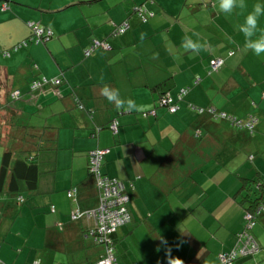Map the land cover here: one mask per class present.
Returning <instances> with one entry per match:
<instances>
[{"label": "crops", "instance_id": "0c3cea01", "mask_svg": "<svg viewBox=\"0 0 264 264\" xmlns=\"http://www.w3.org/2000/svg\"><path fill=\"white\" fill-rule=\"evenodd\" d=\"M91 1L0 0V105L10 91H24L10 107L20 121L34 116L35 126L48 129L57 147L43 193L22 211L11 194H0V215H17L20 238L36 246L65 255L85 247L93 219L74 222L69 216L76 208L86 213L98 206L89 153L101 149L107 151L103 174L123 180L131 199L133 222L118 232V241L144 228L177 247L184 264H220L219 256L235 245L243 228L250 200L259 196L256 183L264 179V55L246 49L238 31L252 6L264 0H246L247 9L231 15L219 13L215 0ZM138 7L150 14L147 22ZM33 23L52 29L53 39L16 51L31 38ZM124 23L127 28L114 36ZM259 26L264 29V16ZM186 35L207 41V47L186 51L181 46ZM96 40L107 46L86 56ZM215 59L224 65L210 73ZM43 77L61 78L62 85L30 93L28 85ZM168 80L165 93L177 103L175 113L160 105L162 89L156 90ZM101 83L150 110L117 111L99 94ZM184 88L190 90L179 100ZM207 107L244 121L254 116L255 128L239 129L227 118L197 110ZM114 122L117 134L109 129ZM72 188L77 189L74 199L67 196ZM50 205L55 214L48 213ZM27 217L36 230L48 227L47 232L29 235ZM167 223L181 226L182 233L179 227L167 232ZM251 233L262 249L237 264H264V216ZM103 251L93 250L90 263Z\"/></svg>", "mask_w": 264, "mask_h": 264}, {"label": "trees", "instance_id": "16d2710c", "mask_svg": "<svg viewBox=\"0 0 264 264\" xmlns=\"http://www.w3.org/2000/svg\"><path fill=\"white\" fill-rule=\"evenodd\" d=\"M91 2H95V0H92ZM136 11L141 17V19L144 20L143 22H147L150 14L146 12L142 7H138ZM122 25L116 26V28L113 31L114 36L118 34L119 29ZM29 26L32 30L31 38L29 40L23 41L18 47H16V51L21 48L28 47L29 44L40 45V44L47 43L54 37V32H53V36L49 40H46L45 38H42L41 40H39L38 37L34 33L35 31L34 28L36 26L44 30H48L50 28L42 27L41 25L36 24V23L30 24ZM96 42H98V45L95 44ZM103 46L106 47L107 46L106 43L101 42V41L99 42L97 40L93 41L90 49L86 51V56H89L95 49L102 48ZM4 54L5 56H10L9 52H5ZM215 60H218V59H215ZM223 65H224V61H223ZM222 66L218 68L217 70H213L212 63H211L210 73L220 71L222 69ZM199 82H200L199 80L195 81L194 85H198ZM37 83L41 84L40 87L36 89H32L33 85ZM169 83H170L169 80L166 81L163 85L158 86L156 90L162 89V93L159 99V103L161 106H163L162 100H164L165 98L167 99L169 98L171 100L168 105H165L163 107L167 108L169 113H172L170 112L169 108L176 107V111H177L178 106H177V103H175L173 99L171 97H168L167 94L165 93L169 89V86H167ZM30 85H31V87L29 88L30 93L36 92L39 89L45 87L46 85L52 86L54 88V91H57V89L62 85V79L61 78L50 79L47 77H43L39 80H33ZM189 90H190L189 88H184L180 93L179 100H182L185 97V95L189 92ZM16 92L19 93L18 97L14 96ZM22 97L23 95L20 90L10 91L8 98H6L5 100V104L0 105V147L1 149L4 150V154H3L1 166H0V194H3V193L11 194L14 199V205L16 207L18 206L19 211H22L23 209L25 210V208L32 205L31 198L37 197L39 193H43L44 191L43 185L45 184V177L48 175V173H50V170L51 171L53 170L52 165L54 164L55 156L57 153V147L54 144V137H52L48 129L42 128V130L39 131L38 127H36L35 124L33 123L36 120L34 116L31 117V120L21 119L20 121V119L17 117V112H14L12 107H10L9 105L10 103L12 102L14 103L17 100H20ZM197 110L198 112H201V113H204V112L209 113L208 112L209 110H213L215 114L214 113L213 114L209 113V114L214 116V118L216 119H219V118L226 119L227 118L228 119V115L214 109L213 107L197 108ZM223 114H225L226 117H223ZM150 115H155V112H151ZM247 120L248 121H244V120L242 121L244 122V124L250 121H254V120L257 122V118L254 116H249ZM113 124L117 126V132L116 133L114 132V134H117L118 133V123L114 122ZM232 124L235 125L233 122ZM111 126L112 124L109 125V129H111ZM246 127L247 126L244 125L238 128L247 129L248 131H253L255 128V125L252 130ZM195 138L196 140H198L200 138V135H195ZM97 150H101V149H97ZM93 151H96V150H93ZM90 153H89V164H90ZM105 156H104V159H105ZM103 164H104V160L102 162V166ZM102 166H101V173L103 174ZM89 174L91 175L90 170H89ZM103 176L106 178L114 179L112 177L106 176L105 174H103ZM115 179H118V178H115ZM118 180H120L125 185V189L127 193L126 183L121 179H118ZM256 185H258L260 189L259 196L257 197L256 200H250L251 204L249 205V207L246 208L245 214L248 212L253 213V214L258 213V215H256L257 216L256 224H257L258 219L264 216V209H262L264 207V179L261 180L260 182H257ZM48 190H49V195L54 192V189L52 186H50ZM96 190L98 192V198H99V203H98V206L96 207L97 209L100 204L102 192H101V189L98 187V185L96 186ZM76 195H77V189L75 188L69 189L67 191V196L70 199H74ZM130 205H131V199L129 197L127 208L130 213V220L127 223L119 226L115 230V232H113L109 236L110 240L112 241L113 254L117 260V264H119L118 258L116 256V250H117L116 246L119 240L117 239L118 232L122 228L129 226L133 222V216H132V212L130 209ZM76 209L69 216L71 221H74V222L83 220L84 217L92 218L90 214L91 212L96 210L94 209L90 212L81 213L80 210L78 209L76 210ZM48 213L55 214L56 213L55 207L51 205L48 206ZM45 216L46 215H44V217ZM27 218L28 219H26L27 222L24 227L26 228V225L29 227L28 228L29 235H34L35 232L38 234V232L40 231H42L43 233L47 232L48 227H47V230H45L46 229L45 227L44 229L36 230L34 226L32 225V223H36L34 219H31L30 217H27ZM18 219H19L18 216L13 213L10 215L8 212L6 213L2 212V214L0 215V264H25L23 263L22 253L19 255L16 253V247H19L20 244H23L25 242L27 244L30 243L31 245H33L35 247L36 255H38L37 256L38 258L34 260L32 264H42L41 256L45 254L42 249H48V245L45 246L46 248L42 247V249H40L41 247L36 246L35 244L31 243L29 238H25L22 240L19 235L20 230L19 228H16L17 225H19ZM93 221H94L93 225L89 229H87L84 235L86 239L91 240L93 244L103 248L104 250L101 257L96 261V263H94V264H98L101 260L105 258V252H106L107 245L99 241L98 239L99 235L97 232L98 223L95 219H93ZM243 221H244V218H243ZM37 222L41 225V227L45 225L44 223L39 221L38 218H37ZM245 228H246V223L244 221L242 230L238 232L236 235L235 245L219 256L220 264H222L221 256L225 255L226 253L231 252L236 247V245L239 242L238 236L240 235L242 231H244ZM249 234L258 243L257 239L254 237L251 231H249ZM125 241H126V238H125ZM259 247L261 250L262 248L260 245ZM27 259H28L27 261H30L29 257ZM26 264H29V262ZM132 264H138V263L132 262Z\"/></svg>", "mask_w": 264, "mask_h": 264}, {"label": "built area", "instance_id": "2783aa9c", "mask_svg": "<svg viewBox=\"0 0 264 264\" xmlns=\"http://www.w3.org/2000/svg\"><path fill=\"white\" fill-rule=\"evenodd\" d=\"M152 15L153 14H151V16ZM126 28L127 25L124 23L120 27L118 33L123 32ZM34 30V33L39 40L42 38L49 40L53 36V31L50 29L44 30L36 26ZM95 44L98 45V42ZM222 65V59L215 60L212 62V69L217 70ZM40 85V83L34 84L32 89H36L40 87ZM14 96L18 97L19 93L16 92ZM170 101L171 100L169 98H165L162 100V105H168ZM169 109L172 113L176 111V107H170ZM208 112L210 114H215L213 110H209ZM223 117H226V115L223 114ZM228 119L233 122L235 126L240 127L245 125L247 126L246 128H249L250 130L254 128L256 123L255 120L244 124L242 120L234 117H228ZM111 130L116 133L117 126L112 124ZM106 153L107 151L105 150H96L90 153L89 170L102 192L99 207L95 211L91 212L90 216L98 223L97 232L99 235V241L107 245L105 258L98 264H117V260L113 254L112 241L109 236L115 232L119 226L130 220V213L127 208L129 197L126 193L125 185L120 180L115 178H106L101 173V166ZM262 209H264V207ZM256 215H258V213L253 214L248 212L245 214L244 221L246 223V228L238 236L239 242L236 247L231 252L221 256L222 264H237V261L241 258L249 257L260 251L258 243L249 234V231H251L256 224Z\"/></svg>", "mask_w": 264, "mask_h": 264}, {"label": "rangeland", "instance_id": "374dc122", "mask_svg": "<svg viewBox=\"0 0 264 264\" xmlns=\"http://www.w3.org/2000/svg\"><path fill=\"white\" fill-rule=\"evenodd\" d=\"M31 84V83H30ZM28 89L31 87V85H28ZM24 93V91L22 92ZM4 154V150H0V166L2 157ZM166 231H176L177 227H179L177 230L181 231V226L177 225L175 228L172 223L166 224ZM16 228H19L20 231L23 229L20 228V225H17ZM164 234L163 232H161ZM133 238H128V244L126 246H122V241L125 239L118 241L116 246V256L118 258L119 264H127V261L130 262L128 264H131L132 259L134 263L140 262L141 264H167L168 257L166 256L167 249H171V256L173 258H179L183 261L182 258H180L179 253L176 251L178 248L169 245L168 239H166V244L162 243V240L153 238L150 236V234L147 232V229L139 228L137 231H135ZM163 236V235H162ZM91 241V240H90ZM92 242V241H91ZM86 242L85 247H81V249L76 248L75 250H72L71 252H68V254H61L58 253V251L50 250V249H40L43 250V252L46 254L45 256H41L43 259V264H91V256L93 250L99 248V246H96L93 244V242ZM119 246V248H118ZM24 250V251H23ZM183 251L186 252L185 248H183ZM25 252V253H23ZM121 252V253H120ZM127 252L131 253L130 258L127 256ZM16 253L19 255L22 253L23 255V263L32 264L34 260H36L38 257H35V247L31 245L30 243H23L19 247H16ZM15 253V254H16ZM10 254V253H8ZM3 255V254H2ZM50 255V256H48ZM2 257V256H1ZM30 261H27L28 258ZM184 262V261H183Z\"/></svg>", "mask_w": 264, "mask_h": 264}, {"label": "clouds", "instance_id": "9594fccd", "mask_svg": "<svg viewBox=\"0 0 264 264\" xmlns=\"http://www.w3.org/2000/svg\"><path fill=\"white\" fill-rule=\"evenodd\" d=\"M215 7L218 12L224 15H231L237 9H247L246 0H215ZM264 16V4L255 3L252 10L244 17L243 23L239 26L238 31L244 37V47L251 51L256 56L264 55V29L259 26L260 17ZM146 34H141V39ZM195 35V34H194ZM181 46L186 51L200 52L207 47V41L193 40L191 36H184L182 38ZM103 81V77L100 78ZM99 94L112 104L117 111L122 113H138L146 114L150 110V105L138 104L136 100L131 97L125 98L120 94L118 88L112 87L108 84L101 83ZM166 244V241H161ZM166 256L168 257L167 264H184L179 258L171 256V249H167Z\"/></svg>", "mask_w": 264, "mask_h": 264}]
</instances>
